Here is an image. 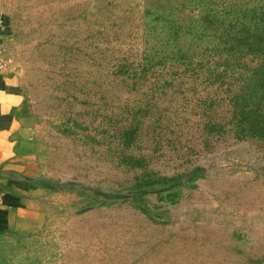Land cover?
I'll return each instance as SVG.
<instances>
[{
	"label": "rangeland",
	"instance_id": "374dc122",
	"mask_svg": "<svg viewBox=\"0 0 264 264\" xmlns=\"http://www.w3.org/2000/svg\"><path fill=\"white\" fill-rule=\"evenodd\" d=\"M0 16L35 141L10 176L36 218L0 237V264H264V0H0Z\"/></svg>",
	"mask_w": 264,
	"mask_h": 264
},
{
	"label": "crops",
	"instance_id": "0c3cea01",
	"mask_svg": "<svg viewBox=\"0 0 264 264\" xmlns=\"http://www.w3.org/2000/svg\"><path fill=\"white\" fill-rule=\"evenodd\" d=\"M4 39L2 30L0 47ZM32 127L21 75L5 65L0 68V237L35 225V211L25 197L23 182L10 176L21 172L35 154Z\"/></svg>",
	"mask_w": 264,
	"mask_h": 264
},
{
	"label": "trees",
	"instance_id": "16d2710c",
	"mask_svg": "<svg viewBox=\"0 0 264 264\" xmlns=\"http://www.w3.org/2000/svg\"><path fill=\"white\" fill-rule=\"evenodd\" d=\"M146 13L150 14L149 10H146ZM158 13H162V12H157V14H155V16H153L152 20L155 22H159V18L163 17L162 15L158 14ZM240 16H245L246 15L244 13L239 14ZM169 26H173V28L175 27V23H171L169 21L166 22ZM146 29V28H145ZM152 26H148V30L151 31ZM236 29V30H235ZM246 32V25L245 22L242 20H233V40L234 43H242L243 46H247L246 43L244 42V40L241 37L235 36L238 33H245ZM263 32V31H262ZM264 36V35H263ZM234 47V46H233ZM251 51V50H250ZM258 49L255 48L254 51L252 52H257Z\"/></svg>",
	"mask_w": 264,
	"mask_h": 264
},
{
	"label": "water",
	"instance_id": "95a60500",
	"mask_svg": "<svg viewBox=\"0 0 264 264\" xmlns=\"http://www.w3.org/2000/svg\"><path fill=\"white\" fill-rule=\"evenodd\" d=\"M196 169L197 167H194L190 171H194ZM174 183H177V182H174ZM102 194L108 199H116V198L122 197V195H119V194H108V193H102Z\"/></svg>",
	"mask_w": 264,
	"mask_h": 264
},
{
	"label": "built area",
	"instance_id": "2783aa9c",
	"mask_svg": "<svg viewBox=\"0 0 264 264\" xmlns=\"http://www.w3.org/2000/svg\"><path fill=\"white\" fill-rule=\"evenodd\" d=\"M4 28V23H3V20L0 16V31H2ZM6 65L4 59L0 56V68L4 67Z\"/></svg>",
	"mask_w": 264,
	"mask_h": 264
}]
</instances>
